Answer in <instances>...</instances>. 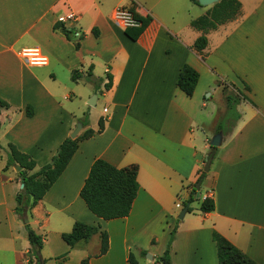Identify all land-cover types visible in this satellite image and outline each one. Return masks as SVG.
<instances>
[{
    "label": "crops",
    "instance_id": "crops-1",
    "mask_svg": "<svg viewBox=\"0 0 264 264\" xmlns=\"http://www.w3.org/2000/svg\"><path fill=\"white\" fill-rule=\"evenodd\" d=\"M239 1L235 19L204 32L190 22L214 3L0 0V97L10 105L0 110V264H36L28 262L26 223L43 237L45 264L64 254L62 264H79L89 255V264H159L155 258L163 254L175 226L171 264H218L213 231L264 264V0H253L249 7ZM131 3L147 19L135 40L112 19L117 6ZM69 13L76 19L62 22ZM57 22L72 28V39L54 27ZM202 34L207 45L198 52L193 44ZM27 48H37L46 63L28 62L21 54ZM185 63L199 73L191 96L176 85ZM73 70L80 75L76 80ZM88 72L98 83L87 79ZM226 83L240 97L237 120L229 116L224 98L233 93L220 88ZM91 95L95 106L88 104ZM100 118L103 129L97 132ZM221 120V144L209 163V141ZM77 122L82 128L76 151L24 222L14 211L22 178L19 171L3 169L7 144L30 155L37 170L51 162ZM87 130L95 133L84 137ZM97 158L119 168L138 166L139 188L125 217L104 220L80 197ZM198 180L197 191L202 183L205 189L178 219L184 205L178 207L176 199L179 194L188 199ZM205 197L215 207L202 213ZM75 221L107 232L103 255L94 256L97 235L82 247L62 239Z\"/></svg>",
    "mask_w": 264,
    "mask_h": 264
},
{
    "label": "trees",
    "instance_id": "trees-1",
    "mask_svg": "<svg viewBox=\"0 0 264 264\" xmlns=\"http://www.w3.org/2000/svg\"><path fill=\"white\" fill-rule=\"evenodd\" d=\"M198 3V0H193ZM241 3L239 0H218L214 5L203 15L191 20L190 25L194 28L201 29L204 32L209 29H215L218 25L229 20L235 19L239 13ZM147 24V19L141 17V26L137 28H126L125 33L128 37L135 40L144 30ZM54 27H60L64 35L68 39H72V28L63 26L62 22H57ZM78 43H76V46ZM207 45V37L205 34L196 38L193 48L201 52ZM91 72L87 73V79L97 82L91 78ZM77 70L72 71V79L79 78ZM90 78V79H89ZM107 82L104 87L108 89L111 86V76L107 75ZM199 78L198 71L189 64H183L179 70L176 80V85L187 96H191L196 87ZM245 88L249 87L245 84ZM238 93L246 98L239 90ZM227 109L229 116L237 120L239 114L236 111V105L240 101V97L235 94L226 95ZM9 103L0 97V110L9 108ZM33 110L30 105L26 107V115H32ZM223 120L218 123L216 131H223ZM84 125V124H83ZM103 129V119L98 122L97 132ZM95 133L93 130H87L84 137H90ZM81 136L71 139L66 137L57 149V153L53 155L51 162L44 164L35 170L36 163L30 155L21 152L17 147L9 142L7 144V156L3 169L6 170L10 166L19 165L22 169L18 172V176L23 179V187L16 193L14 208L15 213L24 219L27 216L31 207L42 199L47 190L58 179L66 165L70 161L72 155L77 149L78 141ZM208 154V162L211 163L216 157V147H211ZM138 166L130 164L125 167H116L109 162L97 158L91 164L88 175L80 189V197L84 201L86 207L96 216L104 219H114L125 217L129 214L132 203L137 195L139 184L137 181ZM202 177L200 175L199 179ZM196 190L194 187L184 206L188 204V212L191 211L190 203L193 201V195ZM214 200L211 197H205L201 200L199 210L202 213H207L214 210ZM27 238L30 243L28 254V262L36 264H45L46 260L41 256V248L43 237L36 233L28 223L25 224ZM176 231V226L170 232L168 242L163 254L155 258L159 264H171L170 261V246ZM95 235L99 239V249L94 256L103 255L108 249V234L99 226L88 224L82 221H75L70 232L62 233V239L70 247H82L86 245ZM212 239L216 245L218 264H257L244 252L234 246L225 237L216 231L212 232ZM145 255V252H141ZM91 255L82 259L79 264H89ZM131 261V254L129 256ZM65 259V254L55 258L54 264H62Z\"/></svg>",
    "mask_w": 264,
    "mask_h": 264
},
{
    "label": "built area",
    "instance_id": "built-area-1",
    "mask_svg": "<svg viewBox=\"0 0 264 264\" xmlns=\"http://www.w3.org/2000/svg\"><path fill=\"white\" fill-rule=\"evenodd\" d=\"M76 16L73 13L67 14L62 19L65 21H74ZM112 19L116 24H119L124 29L137 28L141 26V16L136 12L135 4L117 6L112 14ZM76 36V34H74ZM22 56L31 64L42 65L46 63V57H44L37 48H27L21 51ZM106 112L107 109L104 108ZM179 207L180 204H177Z\"/></svg>",
    "mask_w": 264,
    "mask_h": 264
},
{
    "label": "water",
    "instance_id": "water-1",
    "mask_svg": "<svg viewBox=\"0 0 264 264\" xmlns=\"http://www.w3.org/2000/svg\"><path fill=\"white\" fill-rule=\"evenodd\" d=\"M217 1L218 0H198V3L200 5L207 6V5L213 4V3L217 2ZM88 104L90 106H95L94 96H93V98H91V100L88 101ZM81 128H82V123L81 122H77L74 130L70 134V138L74 139L77 136L78 132L81 130ZM221 140H222V132H218L210 139L209 145L211 147H218L221 144ZM13 167H14V169L16 171H20L22 169V167L19 166V165H14ZM207 170H208V165H205L204 171H207ZM200 181L201 180H198L196 182L197 184L195 186V189L199 188ZM22 187H23V179H21V188ZM187 210H188V204L182 208V210L180 211V213L178 215V219H182L184 214L187 212ZM24 222H27V218H24Z\"/></svg>",
    "mask_w": 264,
    "mask_h": 264
},
{
    "label": "rangeland",
    "instance_id": "rangeland-1",
    "mask_svg": "<svg viewBox=\"0 0 264 264\" xmlns=\"http://www.w3.org/2000/svg\"><path fill=\"white\" fill-rule=\"evenodd\" d=\"M242 2H246V5H247V7H249L251 4H252V2H253V0H241ZM216 3V2H215ZM98 83V82H97ZM221 88V90H222V92H223V94H226V93H233V94H235V91H234V89H233V86L231 85V83H226L225 84V86L224 87H220ZM91 98H93V95H91ZM90 98V99H91ZM224 98H225V96H224ZM225 100V99H224ZM224 103H225V101L224 102H222V107H224ZM221 107V108H222ZM101 109V106H99L98 105V107H97V109H96V111H99ZM222 109H220V113L219 114H222ZM72 133V132H71ZM70 133V134H71ZM70 134H69V137H70ZM217 153H218V150H216V155H217ZM8 169H10L11 171L13 170H15L14 168H13V166H10ZM16 171V170H15ZM196 184L197 183H195L194 185H193V187H194V189H195V186H196ZM192 187V188H193ZM205 189V184L204 183H202L201 184V190L200 191H197L198 189H195L196 190V196H195V198H194V196H193V201H192V205L193 206H195L196 205V203H197V201L199 200V197H200V195H201V193H202V191ZM187 199H185L184 197H183V195L182 194H179V196H178V198L176 199V201L180 204V203H183V205H184V203H185V201H186ZM95 237H93L92 239H94Z\"/></svg>",
    "mask_w": 264,
    "mask_h": 264
}]
</instances>
